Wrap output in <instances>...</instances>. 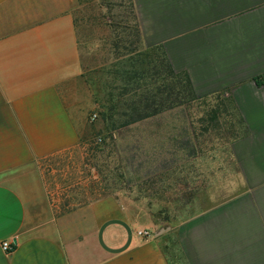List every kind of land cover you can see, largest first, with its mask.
<instances>
[{
    "label": "crops",
    "instance_id": "1",
    "mask_svg": "<svg viewBox=\"0 0 264 264\" xmlns=\"http://www.w3.org/2000/svg\"><path fill=\"white\" fill-rule=\"evenodd\" d=\"M79 3L0 0V264H264V0L129 2L143 49H161L188 75L192 101L231 117L205 153L191 134L183 155L176 134L166 176L190 182L175 189L172 222L150 237L139 232L153 233L152 221L131 224L117 203L54 213L41 182L40 161L79 142L67 95L85 68Z\"/></svg>",
    "mask_w": 264,
    "mask_h": 264
},
{
    "label": "rangeland",
    "instance_id": "2",
    "mask_svg": "<svg viewBox=\"0 0 264 264\" xmlns=\"http://www.w3.org/2000/svg\"><path fill=\"white\" fill-rule=\"evenodd\" d=\"M119 1L80 0L73 12L85 68L67 95L76 107L79 142L64 153L40 161L38 167L54 213L63 214L77 205L99 200L117 203L119 217L131 224L144 226L152 221L154 232L147 231L152 236L162 227L160 222H172L176 203L180 208L182 198L175 189L190 182L166 176L174 168L176 134L182 137L183 155L192 153L191 134L201 142L199 153H205L209 150L207 141L223 136L217 127L230 125L231 117L211 115L206 101H188L177 116L156 115L135 124L109 127L102 114L107 115L112 108L116 117L125 111L121 105L132 96V91L122 95V84L113 78L118 67H113L108 17L116 11L109 12L106 5ZM122 2L126 5V0ZM114 120L119 122L118 118Z\"/></svg>",
    "mask_w": 264,
    "mask_h": 264
},
{
    "label": "trees",
    "instance_id": "3",
    "mask_svg": "<svg viewBox=\"0 0 264 264\" xmlns=\"http://www.w3.org/2000/svg\"><path fill=\"white\" fill-rule=\"evenodd\" d=\"M129 2L126 0L124 5L120 0L117 4L106 5L109 12L116 11L108 17L112 37L110 47L115 61L113 67H118L113 71V78L122 84V95L132 91L131 99L121 105L125 111L116 117L112 108L107 115L102 114L111 129L116 123L123 126L135 124L194 99L186 73L174 72L161 49H143L132 3Z\"/></svg>",
    "mask_w": 264,
    "mask_h": 264
},
{
    "label": "built area",
    "instance_id": "4",
    "mask_svg": "<svg viewBox=\"0 0 264 264\" xmlns=\"http://www.w3.org/2000/svg\"><path fill=\"white\" fill-rule=\"evenodd\" d=\"M139 234L142 235V236H145V237H150L151 236L147 231H141V232H139ZM1 248L5 252H10L11 251V247H10L8 242H3L1 244Z\"/></svg>",
    "mask_w": 264,
    "mask_h": 264
}]
</instances>
